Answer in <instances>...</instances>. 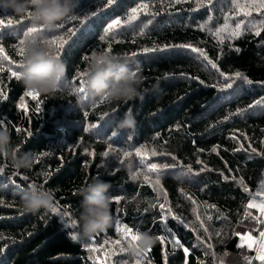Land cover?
Returning <instances> with one entry per match:
<instances>
[{
	"label": "trees",
	"instance_id": "1",
	"mask_svg": "<svg viewBox=\"0 0 264 264\" xmlns=\"http://www.w3.org/2000/svg\"><path fill=\"white\" fill-rule=\"evenodd\" d=\"M142 3L148 5L149 14L140 11L135 20L125 19L131 8ZM199 5L200 0H114L111 4L79 0L77 21L65 20L64 29L51 32L37 28L31 37L24 35L31 27L27 16L15 17L11 10L0 9V18L14 21L0 26L4 49L0 52V120L8 127L12 144L34 157L30 169L19 171L0 158V264H137L143 253L132 255L127 241L111 259L105 255V249L112 248L106 241L119 238L115 220L134 231L165 237L139 264H165V258L166 264H248L245 257L251 258V264H261L254 258V249L238 246L236 234L259 239V231L264 230V224L252 219L264 220V216L246 207L264 199L255 196L264 181V104L256 103L264 99V27L258 36L253 27L264 21V10L245 16L232 0H212L210 5L204 0ZM116 19L121 25L105 37V29ZM237 23L242 34L229 39ZM225 24V32L213 35ZM57 35L66 41L59 51L67 74L54 95H40L37 103L24 96L20 79L11 76L12 71H20L24 59L19 41L48 45L44 41ZM179 44L204 50L219 71L190 48L143 52ZM109 48V53L126 58L132 66H142V102H92L86 93L75 90L82 86L91 55ZM50 51L56 56L58 49L53 45ZM220 72L230 77L241 72L252 83L225 80ZM230 82L232 86L225 87ZM22 98L26 107L20 106ZM129 108L136 129L120 132L116 124ZM137 152H142V162ZM153 163L158 171H149ZM98 175L111 183L109 195L120 198V203H112V221L105 232L83 239L78 224L72 228L65 221L77 219L79 190ZM28 184L50 190L54 206L58 204L61 212L67 209L69 216L62 218L44 209L23 212L20 193ZM173 239L189 250L188 255L183 248H173L168 242ZM93 247L99 250H90Z\"/></svg>",
	"mask_w": 264,
	"mask_h": 264
},
{
	"label": "clouds",
	"instance_id": "2",
	"mask_svg": "<svg viewBox=\"0 0 264 264\" xmlns=\"http://www.w3.org/2000/svg\"><path fill=\"white\" fill-rule=\"evenodd\" d=\"M79 0H0V9L11 10L13 16H27L31 27L55 31L57 26L76 15ZM49 45H41L35 40L24 43V59L18 72L26 91L40 95H54L61 87L67 74V67L50 51ZM143 68L140 64L132 66L121 56L107 51L94 52L82 83L83 92L92 102L107 104H128L136 100L143 101ZM136 117L129 108L124 117L117 122L116 129L134 132ZM117 132L114 131L113 135ZM0 158L8 159L11 166L19 171L30 169L34 163L31 152H20L12 144L8 127L0 123ZM6 187V185H5ZM112 185L99 178V175L79 190L81 211L76 219L78 235L91 239L94 235L105 232L112 221L113 198L109 195ZM23 212L36 213L41 209L52 210L54 195L37 185L28 187L20 193ZM157 239L149 232L140 233L139 239L131 245L129 252L139 255L155 246ZM228 254H226L227 256Z\"/></svg>",
	"mask_w": 264,
	"mask_h": 264
},
{
	"label": "snow or ice",
	"instance_id": "3",
	"mask_svg": "<svg viewBox=\"0 0 264 264\" xmlns=\"http://www.w3.org/2000/svg\"><path fill=\"white\" fill-rule=\"evenodd\" d=\"M106 2L108 4H111V3L114 2V0H106ZM176 2L178 3V2H180V0H176ZM203 3H204V0H200V5L199 6H203ZM211 3H212V0H207V4L210 5ZM232 3H233L234 8L239 10V12H242L243 15H245V16H251L252 15V10L257 11V14H259L260 11L264 10V0H252V3H249V4H241V3H239V0H232ZM147 10H148V5L142 3L138 7L131 8L130 12L126 14L125 19H127L128 21L135 20L137 18V15H138V13L140 11H143L145 14H149ZM95 14H96L95 11H93V15H95ZM78 19L79 18L76 15H74L72 18H70L68 20V23L70 24L71 22L77 21ZM13 23H14L13 19L5 20L3 18H0V26L7 27V26L12 25ZM80 23H83V21H80ZM121 23H122V21L120 19H116L112 23H110L108 25L107 29H105V37L108 36V33H109V31L111 29H113L115 26L121 25ZM206 27H207V25H202L201 26L202 29L206 28ZM253 27L256 28L255 34L257 36L260 35V27H264V21L260 22V26L259 27H257L256 25H253ZM57 28L64 29L65 28V24L61 23V24H59L57 26ZM227 29H228V25L225 24L223 27L217 28L216 31L213 33V35L219 36L221 33L225 32ZM39 31H42V29H40ZM74 31H75V29H74ZM37 32H38L37 28L27 27L26 31L24 32V35L26 37H31L34 34H37ZM71 34L72 33H70V35ZM141 34H143V33H141ZM241 34H242L241 33V24L237 23L236 26H235V29L231 32V35L229 36V39H231L232 37H238ZM44 42L47 43L50 47L53 46V45L57 47L58 52H57L56 57L58 59H60V51L59 50H61L64 47V44L66 43L64 37L57 35L55 39H46ZM24 43H25V40H23V39H21L19 41V44L21 45V47L19 48V54L21 56H23L24 52H25V49L23 47ZM221 43H222V41H221ZM169 47L190 48L193 52L199 53V56L203 57L206 61H208V63L213 68H217V63H215L211 59H209L207 53L204 50L198 49V48L192 46L191 44H179V45H174V46L173 45L154 46L151 49L144 48L143 52L147 53V52L157 51V50L163 51L164 49L169 48ZM235 50L237 52H239V49H235ZM3 51H4V49L2 47H0V52H3ZM108 52H111V48L108 49ZM132 55L135 56V55H137V53H133ZM4 59H7V56H5ZM84 59L88 60L89 57L85 56ZM18 67H22V64L18 65ZM0 70H2V69H0ZM217 70L219 71L218 68H217ZM82 75H85V73H83ZM11 76L16 78L17 80L20 79V76H19L18 72H16V71H12L11 72ZM220 76L223 77L225 80H228V81H231L234 78H239V79H242V80H244L245 82H247L249 84L252 83V81L250 79H248L247 76L244 75L241 72H236L234 74V77H230V76L226 75L225 73L220 72ZM231 86H232L231 82L225 85V87H227V88H230ZM75 90L77 92H79V93H84L82 86L76 88ZM24 96L25 97H31V99L36 100L37 103H40V94L39 93L25 91ZM4 98H6V97H4ZM256 103L257 104H264V99L258 100V101H256ZM20 106L21 107H26L24 105V103H23V98L21 100V105ZM252 106L253 105H249V107H252ZM33 107H35V105ZM0 123L4 124L5 121L0 120ZM16 131L20 132L21 129L20 128H16ZM237 150H239V149H237ZM109 151H112V149L110 148ZM252 151L255 152L256 150L252 149ZM104 155L108 156L109 153L105 152ZM124 155L127 156L128 153H125ZM136 155L141 157V162H142L143 161L142 152H137ZM35 159H36V161H39L40 156L37 155L35 157ZM198 163H199V161H198ZM158 167L159 166L157 164L153 163V164H151V166L149 168V171H158ZM163 167H167V165H164ZM188 171L191 172L192 170L189 168ZM2 172H3V167H0V173H2ZM48 175H50V173H45L46 177ZM137 175H139V174H137ZM221 175H223V173H221ZM145 179L147 180L148 177H145ZM225 179H228V177H225ZM156 183L159 184V180L158 179H157ZM30 186L35 187L36 185L35 184H28L27 188L30 187ZM41 188L43 189V186H41ZM260 189H261L260 191H257L255 193L256 197L264 196V181H261ZM244 190L248 191L247 188H245ZM113 202L114 203H120V198H114ZM0 203H2V201H0ZM159 207L161 209H164L165 206H164V204H160ZM212 207H215V206L213 205ZM246 207L249 208V209L255 208V209H257L259 211L261 216H264V199H262L259 203L255 202V201L250 202V203L247 204ZM52 212L61 214L62 218L69 216L68 210L64 209L61 212L60 206L58 204L52 208ZM167 212H168V214H171V209H167ZM246 215L247 216H252V213L248 212V213H246ZM173 218L174 219H179L178 217H175V216ZM197 219H199V217H197ZM209 219H210V217H209ZM252 219L256 220L257 223L264 224V220H261L260 217L252 216ZM65 224H66V226L70 225L72 228H76L77 227V223H76L75 219L69 218V220L65 221ZM185 226H187V225H185ZM113 227L115 228V230L119 234V238L116 239V240H112V241H106V243H110L112 245V248L105 249V255L109 259H111V255L112 254H115V249L117 247H119L120 245H122L126 241L128 242V246L131 247L132 242L137 241L139 239V236H140V232H139L138 229L134 231L127 224L120 223L119 220H115L114 221ZM201 227H203V222H201ZM204 230H205V232H207L206 228ZM236 235L240 236V244L238 246L239 247H244L245 243H246L248 249H250V250L254 249V251L256 253L254 258L260 260L261 264H264V230H260L259 231V239H255L251 234L240 235L239 233H237ZM72 238L76 239V235L73 234ZM156 239L159 242H161L162 244L165 242V237L162 236V235L161 236H156ZM168 242L172 244L173 248H177V247L183 248L185 255H188L189 250L187 248H185L180 243L179 240L173 239V240H170ZM209 247H211V245H209ZM90 250L97 251L99 249L93 247V248H90ZM123 250L124 249L121 248V251H123ZM150 251H151V249H148L147 251L143 252V256L138 258L137 264H139V260L143 259L144 257H146L148 255V252H150ZM244 259L248 262V264H251V258L245 257ZM121 264H124V262H121ZM165 264H166V258H165ZM185 264H187V261H185Z\"/></svg>",
	"mask_w": 264,
	"mask_h": 264
},
{
	"label": "rangeland",
	"instance_id": "4",
	"mask_svg": "<svg viewBox=\"0 0 264 264\" xmlns=\"http://www.w3.org/2000/svg\"><path fill=\"white\" fill-rule=\"evenodd\" d=\"M245 245H247V244L245 243Z\"/></svg>",
	"mask_w": 264,
	"mask_h": 264
}]
</instances>
